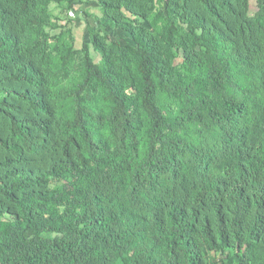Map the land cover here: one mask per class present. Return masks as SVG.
Listing matches in <instances>:
<instances>
[{"label":"trees","instance_id":"1","mask_svg":"<svg viewBox=\"0 0 264 264\" xmlns=\"http://www.w3.org/2000/svg\"><path fill=\"white\" fill-rule=\"evenodd\" d=\"M0 264H264V0H0Z\"/></svg>","mask_w":264,"mask_h":264},{"label":"rangeland","instance_id":"2","mask_svg":"<svg viewBox=\"0 0 264 264\" xmlns=\"http://www.w3.org/2000/svg\"><path fill=\"white\" fill-rule=\"evenodd\" d=\"M250 4H251V9L253 11L255 5L252 2H250ZM49 11H50V14L52 16L53 25H55L57 27H67L68 21L73 22V23H71L72 25H70V26L73 30L72 32H73V37L75 40V48L78 49L80 47L81 35H82V33L84 34V32H83L84 28H85L84 21L80 22V23L79 22L76 23V21H75L76 16L72 15V13L70 15L68 14L69 16H67L63 11L58 9L57 5L54 3L49 7ZM86 11H88L92 15H98L97 11L94 10L93 8H88ZM48 33L50 34V32H48ZM49 34H46L45 37L47 38V35H49ZM91 55H92V58H94V61H96V58L94 57V55L93 54H91ZM210 257H213V254H210Z\"/></svg>","mask_w":264,"mask_h":264}]
</instances>
